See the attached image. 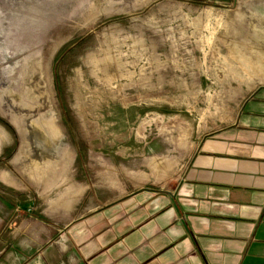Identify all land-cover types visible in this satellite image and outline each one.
I'll list each match as a JSON object with an SVG mask.
<instances>
[{
    "label": "rangeland",
    "instance_id": "obj_1",
    "mask_svg": "<svg viewBox=\"0 0 264 264\" xmlns=\"http://www.w3.org/2000/svg\"><path fill=\"white\" fill-rule=\"evenodd\" d=\"M0 54V264H19L70 244L74 216L176 186L202 139L245 114L264 93V0H0ZM43 117L59 138L35 183L42 154L21 152Z\"/></svg>",
    "mask_w": 264,
    "mask_h": 264
},
{
    "label": "crops",
    "instance_id": "obj_2",
    "mask_svg": "<svg viewBox=\"0 0 264 264\" xmlns=\"http://www.w3.org/2000/svg\"><path fill=\"white\" fill-rule=\"evenodd\" d=\"M257 97L202 139L176 186L74 216L70 244L19 264H264V93Z\"/></svg>",
    "mask_w": 264,
    "mask_h": 264
},
{
    "label": "bare ground",
    "instance_id": "obj_3",
    "mask_svg": "<svg viewBox=\"0 0 264 264\" xmlns=\"http://www.w3.org/2000/svg\"><path fill=\"white\" fill-rule=\"evenodd\" d=\"M34 50V49H33ZM2 52V51H1ZM33 53V52H32ZM1 55V54H0ZM10 58V57H9ZM4 57L2 55V57L0 56V61H4ZM178 62V61H177ZM7 63V62H6ZM9 63V62H8ZM30 62L28 63H21L20 66H21V69L17 70V78L16 79H19L21 78L22 81L21 83L25 82L26 78H24V74L25 72L27 71V67L30 66ZM256 64V63H255ZM257 68L260 70L261 72V75L264 77V63L263 62H259L258 64H256ZM180 67V66H179ZM18 68V67H17ZM29 69V68H28ZM40 67L34 63L31 65V72H32V78H33V88L32 90L34 92H37L38 95H43L45 94V91H44V87H43V84L42 82L40 81L41 80V76H37L39 71H40ZM10 68L7 69V67H5L4 69L0 70V75H2L3 77H6L9 73H10ZM258 71V70H257ZM15 75V76H16ZM1 77V76H0ZM9 77V76H8ZM7 77V78H8ZM1 79V78H0ZM5 79V78H4ZM264 81V79H262ZM3 82V81H2ZM10 82V81H8ZM17 82V81H16ZM4 89H8L7 87H9L10 89L8 90H5L6 94H4L5 96L6 95H9V94H12L10 96H14V93H15V88L14 86L10 85L9 83H4ZM3 87V86H2ZM25 87V86H24ZM146 90V89H145ZM24 91V90H23ZM4 92V93H5ZM14 92V93H13ZM143 92V91H142ZM148 92V91H147ZM146 92V93H147ZM145 94V93H144ZM48 96V95H47ZM146 96V94H145ZM9 97V96H8ZM21 99V98H20ZM39 101L41 102L42 98L41 97H38ZM144 99V98H143ZM145 100V99H144ZM47 101V100H46ZM49 103V102H48ZM47 104V103H46ZM47 106V105H46ZM29 108L28 109H24L25 110V113H22L20 116L21 117H24V119H26V121H28L29 119H33L34 118V114L32 111L36 112V110L38 109V106H33V105H30L28 106ZM42 107V106H41ZM40 107V108H41ZM45 109V108H44ZM43 110V109H42ZM86 110V109H85ZM18 116V115H17ZM30 117V118H29ZM93 126V125H92ZM27 129H26V139H27V146L25 148H23L25 145L23 144L22 148V154H32L35 150V146H36V150L37 151V154L38 152H40V155L42 154V156L40 157V159L38 158H33L32 160V164L29 165L26 169H28L30 172L29 174H31L32 176V180L37 183V182H41L43 183V181H45V179L48 177L47 175H44V177H40L41 175L40 174H35L34 171L31 172L32 169H36V167L38 168L39 163H42V160H47L48 158V154L46 153L47 152V144H51L53 142L56 141V139L59 138V135H58V132L57 130L55 131V128L56 125H55V119L53 117H43V119L39 122H36V120H33V123L31 125H27ZM104 132V131H103ZM29 134L32 135L35 139V143H33V139L29 137ZM104 141V140H103ZM35 145V146H34ZM21 148V149H22ZM29 148V149H28ZM39 148V149H38ZM32 149L33 151L29 152V150ZM67 149L64 150V152L66 153ZM22 156V155H21ZM21 160V159H20ZM23 160V158H22ZM19 161V160H18ZM49 162V161H48ZM21 163V162H20ZM44 164V163H43ZM38 170V169H37ZM52 175V174H51ZM29 176V175H27ZM30 176V177H31ZM50 180V179H49ZM45 186V185H44Z\"/></svg>",
    "mask_w": 264,
    "mask_h": 264
}]
</instances>
